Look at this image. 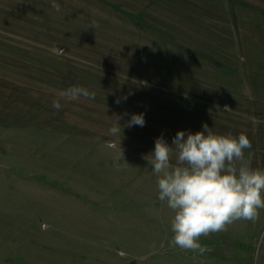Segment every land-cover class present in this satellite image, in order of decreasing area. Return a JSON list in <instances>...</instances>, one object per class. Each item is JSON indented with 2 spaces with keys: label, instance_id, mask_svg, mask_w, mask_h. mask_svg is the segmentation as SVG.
Returning a JSON list of instances; mask_svg holds the SVG:
<instances>
[{
  "label": "rangeland",
  "instance_id": "1",
  "mask_svg": "<svg viewBox=\"0 0 264 264\" xmlns=\"http://www.w3.org/2000/svg\"><path fill=\"white\" fill-rule=\"evenodd\" d=\"M74 85L94 99H61ZM204 124L264 171V0H0V264H237L223 233L264 264V209L203 253L172 243L144 156Z\"/></svg>",
  "mask_w": 264,
  "mask_h": 264
},
{
  "label": "clouds",
  "instance_id": "2",
  "mask_svg": "<svg viewBox=\"0 0 264 264\" xmlns=\"http://www.w3.org/2000/svg\"><path fill=\"white\" fill-rule=\"evenodd\" d=\"M53 7L59 11V5ZM81 96L94 99L95 94L75 85L60 93V98L67 100ZM52 106L56 110L61 108L59 100L53 101ZM228 109L226 106L225 110ZM118 120L119 117L118 127L109 130L111 135L120 134ZM133 125L143 127L144 115L132 114L126 126ZM172 145L158 137L154 151L144 159L158 176V199L175 213L171 222L175 246L203 253L206 249L199 243L202 236L222 231L235 220L258 218V210L264 209V171L251 169L245 161L244 150L252 147L246 134L219 135L204 124L203 131H189L186 138L184 131H178ZM107 146L117 148L112 141ZM118 147L122 160L123 150L120 144ZM173 152L175 164L171 163Z\"/></svg>",
  "mask_w": 264,
  "mask_h": 264
},
{
  "label": "trees",
  "instance_id": "3",
  "mask_svg": "<svg viewBox=\"0 0 264 264\" xmlns=\"http://www.w3.org/2000/svg\"><path fill=\"white\" fill-rule=\"evenodd\" d=\"M250 168L253 170H257L258 169V164L256 162H252L250 165ZM33 178L40 183L41 185L47 187V188H51V189H56L58 191H60L63 194H67L68 192L70 193L71 191L63 188L61 185L55 183V182H50V181H46L44 178H37L35 176H33ZM93 205L95 207L99 206V204L97 203H93ZM216 242L212 243L213 247H217L220 243L225 244L227 247L231 248V249H235L238 252H242L243 255H241L242 257L235 263L237 264H252V255H247V250L248 247H246L245 243H242L241 241H238L237 239L233 238L229 233H223L220 234L218 236H216ZM219 242V244H218ZM213 254H215L216 256L222 258V259H226V260H230L229 257H227V255L221 253V252H217L215 250L211 251ZM245 255V256H244Z\"/></svg>",
  "mask_w": 264,
  "mask_h": 264
}]
</instances>
